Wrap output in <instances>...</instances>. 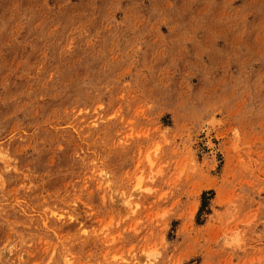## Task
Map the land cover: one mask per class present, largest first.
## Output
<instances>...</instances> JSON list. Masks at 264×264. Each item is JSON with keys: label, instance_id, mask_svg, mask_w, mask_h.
<instances>
[{"label": "rangeland", "instance_id": "374dc122", "mask_svg": "<svg viewBox=\"0 0 264 264\" xmlns=\"http://www.w3.org/2000/svg\"><path fill=\"white\" fill-rule=\"evenodd\" d=\"M0 264H264V0H0Z\"/></svg>", "mask_w": 264, "mask_h": 264}, {"label": "trees", "instance_id": "16d2710c", "mask_svg": "<svg viewBox=\"0 0 264 264\" xmlns=\"http://www.w3.org/2000/svg\"><path fill=\"white\" fill-rule=\"evenodd\" d=\"M208 193H210V192H208ZM208 193H204L203 195H202V205H201V209H200V212H199V214L201 213V211L203 210V208L205 207V202H206V195L208 194ZM211 194V193H210Z\"/></svg>", "mask_w": 264, "mask_h": 264}, {"label": "bare ground", "instance_id": "6f19581e", "mask_svg": "<svg viewBox=\"0 0 264 264\" xmlns=\"http://www.w3.org/2000/svg\"><path fill=\"white\" fill-rule=\"evenodd\" d=\"M212 125H213V123H212ZM125 202V201H124ZM126 204H128V203H126ZM130 207V206H129Z\"/></svg>", "mask_w": 264, "mask_h": 264}]
</instances>
